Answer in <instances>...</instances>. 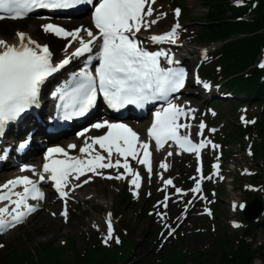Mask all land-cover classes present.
<instances>
[{
	"label": "snow or ice",
	"instance_id": "1",
	"mask_svg": "<svg viewBox=\"0 0 264 264\" xmlns=\"http://www.w3.org/2000/svg\"><path fill=\"white\" fill-rule=\"evenodd\" d=\"M155 2L156 0H98V2L95 0H0V11L9 14L11 19L24 18L38 8L69 9L80 4H91L94 8L92 22L97 30L95 33L87 28L68 31L53 23L43 24L41 27L45 33L59 38H70L65 45V51L74 41L79 42V46L58 63H53V53L47 44L41 45L25 32L18 31L17 42L13 44L0 39V135L10 123L16 122L31 108L40 106L41 87L49 77L68 65L73 58L86 57L84 67L72 74V86L57 89L52 93L53 97L58 96L62 102L57 104L61 113L60 118L67 120L84 116L95 106L98 95L103 97L108 107L116 111L128 105L143 109L147 104L160 101L161 107L154 113L148 136L154 139L157 150L168 141H173L183 152L194 153L198 162L196 172L200 174L201 150L209 145L213 148H218L219 145L212 144V141L207 138L196 143L190 135L180 132V129L190 127L188 124L180 123V117L190 116L194 111L174 103L171 98L172 94L184 87L185 71L179 67H162L161 56L165 57L169 65L178 61H174L163 50L156 52L146 50L142 42L136 38L142 29L151 28L166 15L160 12L155 18L149 19L153 17ZM236 2L241 3L242 0H236ZM174 15L179 18L181 9L176 8ZM4 18L0 16V19ZM180 28L181 25L177 21L169 31L151 35L149 39L153 43L176 44ZM82 32L87 33V39L81 35ZM94 47L98 48L95 55L92 54ZM203 51L205 53L203 59L207 60L206 50ZM94 59H97L99 63L93 73L88 68ZM260 67L264 68V62H261ZM197 82L202 83L205 89L209 88V84L201 82L199 78ZM241 120H244L243 116ZM246 122L254 123V121ZM92 127L107 128V132L85 140V144L79 151L81 154H86L87 158L69 156L66 150L59 146L50 147L45 153L42 170L39 172L32 170L33 174L38 176L37 180L26 175L17 176L0 185V201L7 202L4 207H0V233L23 223L30 214L37 211L38 205L29 203V200L44 199L45 194L39 185L46 179L53 182L55 190L64 199L71 191V189L66 190L70 184V177L79 181L86 173L103 175L99 170L122 168L123 172L106 178L122 180L130 176L129 184L134 186L133 195H138L137 190L141 187L142 177L131 166L128 158L131 157L132 160L143 165L151 180L153 168L149 143L142 141L138 134L124 123H110L105 120L95 123ZM198 127L200 132L197 135H202L206 127L203 121ZM27 143V140L23 141L18 150H22ZM95 145H99L107 155L96 151ZM68 147L75 148L76 145L70 144ZM55 154H60L66 159L54 158ZM168 155L171 156L172 153L169 152ZM159 167L167 171L168 165L161 162ZM213 167L218 169L219 165L216 164ZM45 173L48 175L45 176ZM158 175L163 180L165 191L168 186L175 187L171 178L163 179L162 174ZM91 178L88 176L82 183H89ZM205 178L200 175L199 179H195V185L190 191L199 193L201 181ZM207 178L210 179V177ZM17 186H22L23 190L16 191ZM80 186V183L75 185V187ZM175 193L181 197L184 195L183 190L178 187L175 188ZM168 200L169 195L166 192L164 201L158 203H162L166 208ZM191 203L192 201L187 202V204ZM233 207L236 208L235 203ZM239 207L244 208L245 205L240 204ZM60 214L67 218V208L65 207ZM159 215L163 219L167 213ZM111 216L112 214L108 213L106 218L107 230L102 239L105 245L112 240H115L117 244L120 243L119 237L114 235ZM94 227L97 226L94 225ZM234 227H239V224H234ZM174 231L175 229H171L168 236H172ZM3 246L0 244V248Z\"/></svg>",
	"mask_w": 264,
	"mask_h": 264
},
{
	"label": "rangeland",
	"instance_id": "2",
	"mask_svg": "<svg viewBox=\"0 0 264 264\" xmlns=\"http://www.w3.org/2000/svg\"><path fill=\"white\" fill-rule=\"evenodd\" d=\"M183 2V3H182ZM157 0L154 9L155 13L160 12L166 13L164 17L159 20L157 26H151L149 30L160 31L169 26L170 23L174 22L176 19L182 25L180 30L181 38L184 40V43L187 46L191 47H200L205 46L206 41L202 35V28L200 21L205 16L206 7L201 0ZM174 6L181 8V15L179 18L174 15ZM156 15H153L152 18H155ZM34 18L28 19L23 24L22 29L27 30ZM33 24V23H32ZM45 22L37 21V27L35 31H32L31 34L34 38H39L40 41H49L53 44H56L63 40H55L54 35L51 34L49 38H45L48 33H45L42 29V25ZM75 22L72 25H68L70 30L75 26ZM10 37V36H9ZM36 38V39H37ZM8 39V38H7ZM51 44V45H52ZM211 49L210 47H208ZM61 54H58L56 57H59ZM196 53L191 54V64H195L199 61V55ZM213 61L210 58L203 64L202 67L213 68ZM220 87L221 92H225L226 88L215 84V88ZM220 97V94L219 96ZM215 106L212 107V113L210 114L208 110L211 102H204L202 104L201 110L199 111V117L197 122L207 121L210 118L211 124L214 127L218 128L213 134L206 132L209 137L215 135L219 138L218 141L222 143V134L226 131L234 132L235 126L246 124L245 121H249L253 117H257V114L261 110L262 103L253 99L241 102L239 107H235L233 104V99L230 98H216ZM252 101L253 103H251ZM194 102H200V100L195 99ZM247 102V103H245ZM244 113L245 118L241 120L240 117L237 118L238 114ZM228 131V132H229ZM229 134V133H228ZM246 142H244L245 144ZM222 156L225 154L226 150H229V154L222 157V159H229L227 161V166H234L235 172L229 173L227 176L228 179H232V183H224L222 188L227 189L228 193L221 192L214 194L212 196L217 202L219 207V215L214 216L210 221L204 223V226L200 227V217L195 213L194 216L188 218L184 225L181 227L180 232L184 238V244L182 249L187 252H197L196 256H199V261H209L218 260L220 256V249L218 245V240L222 239L224 236L230 237L232 240L237 242L238 236H241L245 224L242 225V222L239 227L233 228L230 226L231 219H237L240 221L239 211H229L228 210V201L234 200H247V196L242 190L245 188L250 181L248 173L259 166V162L254 160V157H251L250 151H240L238 146L232 144L221 146ZM214 154V153H212ZM218 154V151L215 152V155ZM180 158H175L173 161V168L169 172L175 177L178 184L190 185L189 175L192 174V161L189 156H185L183 159L184 165L182 167H177L178 160ZM118 172H123L122 170ZM118 172L112 173V176H115ZM219 180H216L218 183ZM260 184L255 186L257 193H261L264 200V185L260 181ZM158 181L152 180L151 183L145 185V189L141 191L139 197L134 196L130 193V190H133L132 185L129 184V180H110L104 178L96 179L92 184L85 187L93 194V199L90 201H77V197H73V200H70V217L60 218L58 215V206H56L53 201H49V206L47 210L39 211L28 221L19 226L16 229L10 231L7 235L0 236V244L4 246L0 248V257L7 256L8 254L14 251H25V250H35L40 245L48 243L49 240L54 239V246L64 244V241L67 242L69 237H72L74 244L72 245V250L77 252L84 248L86 244V237L103 239V236L106 234L107 225L104 221L103 223V214L106 210H109L114 215L112 219L114 235L118 236L119 233H123L125 237L130 238L135 243H140L138 241L142 239H148L147 242L142 243L143 246L148 245L151 240L152 244L155 243H166L168 245L174 236H166L164 241L159 238L156 234V238L153 236V229L159 227L160 222L155 220L156 215H152L149 218L144 217V212H146L151 205L149 204L148 199H146L145 194L147 193V188L152 194H154L153 200L160 197ZM241 186V187H240ZM161 187V185H160ZM93 191H95L93 193ZM139 192V191H138ZM221 192V193H220ZM235 197V198H233ZM219 199V201H218ZM105 204V205H104ZM119 211V216L115 215V212ZM51 213H55L52 215ZM229 217L226 221V218ZM229 224H228V223ZM98 223V224H97ZM96 225L97 227H94ZM200 228V229H199ZM253 233L252 241L257 247H264V220L262 218L259 222L254 223L251 227ZM199 235L197 236V233ZM176 234V235H177ZM197 236V237H196ZM155 239V240H154ZM114 241V240H112ZM130 246V243H129ZM143 246H140L138 249H135L133 257L137 260L140 255H144L146 260H150L152 257L148 255L143 249ZM233 245L230 244L229 248ZM232 249H234L232 247ZM260 252L261 249H260ZM65 254V251L63 252ZM201 257V258H200ZM61 258V257H60ZM62 259V258H61ZM207 259V260H206ZM198 261L195 257H190L188 255L185 259V264H198ZM264 257L261 254H255L253 259V264H264ZM37 263V262H36Z\"/></svg>",
	"mask_w": 264,
	"mask_h": 264
},
{
	"label": "trees",
	"instance_id": "3",
	"mask_svg": "<svg viewBox=\"0 0 264 264\" xmlns=\"http://www.w3.org/2000/svg\"><path fill=\"white\" fill-rule=\"evenodd\" d=\"M207 5L204 33L209 39L230 41L224 43L216 52L220 72L223 76H229L245 70L254 64L258 55L264 54V0H202ZM247 16V19H238ZM236 91H253L256 95L264 97V68L258 69L256 65L249 68L246 73L234 77L228 82ZM256 134V144L253 148L255 154L264 161V111L260 119L249 126ZM45 255L49 264H61L55 257L58 249L45 248ZM27 252V251H26ZM24 254L19 250L14 251L9 257L8 264H19ZM252 252L246 243L241 245L231 255L221 249L219 260L203 261L197 257L198 264H252ZM207 260V259H206ZM43 262V261H42ZM44 263V262H43ZM65 264L64 262H62ZM169 264H185V259L173 256Z\"/></svg>",
	"mask_w": 264,
	"mask_h": 264
},
{
	"label": "bare ground",
	"instance_id": "4",
	"mask_svg": "<svg viewBox=\"0 0 264 264\" xmlns=\"http://www.w3.org/2000/svg\"><path fill=\"white\" fill-rule=\"evenodd\" d=\"M149 19H152V17L151 18H149ZM33 23V24H32ZM36 27H37V21L35 20V19H33L32 20V22H31V24H30V26H29V28L26 30V31H22V32H25V33H27L29 36L30 35H33V34H31L32 33V31H35L36 30ZM18 32V31H17ZM16 32V33H17ZM16 33L10 38V40H5V41H7L9 44H13V43H16L17 42V37H16ZM31 37V36H30ZM32 38V37H31ZM137 38L138 39H142V41L144 40V38H143V35H141V36H137ZM0 39H1V37H0ZM57 39H59V37H57V38H55V40H57ZM4 40V39H3ZM146 49H149V47H145ZM53 51H54V49H53ZM184 52H186V53H193V52H196V48H191V47H187V48H185L184 49V46H179V50H178V53L176 54V56H177V58H179V54H181V55H183L184 54ZM54 55H57V53H55V51H54ZM163 57V56H162ZM164 58V60H166L165 59V57H163ZM180 64L181 65H184L185 63H186V61L188 62L189 60L188 59H186V57H184V56H180ZM190 62V61H189ZM193 90V89H192ZM211 92V90H208L207 91V93L206 94H209ZM196 94L197 95H201V90H197L196 91ZM206 94H203V95H206ZM181 103H183V102H180L179 104H181ZM184 107H186V104H184L183 105ZM70 139H72V141H74V142H78V140H79V137H74V136H72V137H70L69 138V140ZM165 153L166 152H163L162 154H160L161 155V158L159 157V159L158 160H156V162H154V164H153V171H154V175H155V179H159L160 178V175H158V174H162V176L165 174V173H167V171H165V170H163V169H161L160 167H159V164L161 163V162H163V161H166L165 159H163L164 157H165ZM107 154H105V156H106ZM85 158H87L86 157V155H85ZM114 159H115V154H114V157H113ZM122 159V158H121ZM168 160L169 161H172V158L171 157H169L168 158ZM129 163H130V160H129ZM133 163V162H132ZM136 164H138L137 162H136ZM132 166V165H131ZM134 168H137V169H139L137 166H134ZM141 175V174H140ZM141 177H142V175H141ZM78 196L81 198V199H88V198H92V196H91V194H89L88 195V191L87 190H85V189H83V188H81L80 190H79V192H78ZM183 225V224H182Z\"/></svg>",
	"mask_w": 264,
	"mask_h": 264
},
{
	"label": "water",
	"instance_id": "5",
	"mask_svg": "<svg viewBox=\"0 0 264 264\" xmlns=\"http://www.w3.org/2000/svg\"><path fill=\"white\" fill-rule=\"evenodd\" d=\"M253 201H257V198H255Z\"/></svg>",
	"mask_w": 264,
	"mask_h": 264
}]
</instances>
